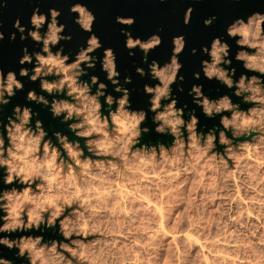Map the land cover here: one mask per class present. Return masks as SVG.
<instances>
[{
	"label": "clouds",
	"instance_id": "9594fccd",
	"mask_svg": "<svg viewBox=\"0 0 264 264\" xmlns=\"http://www.w3.org/2000/svg\"><path fill=\"white\" fill-rule=\"evenodd\" d=\"M6 3L0 0V9ZM70 12L78 14L74 22L84 32H93L96 17L85 5L75 3ZM192 12H185V25ZM49 14L50 20L36 8L27 35L19 19L13 25L21 41L30 37L42 45L32 53L24 47L19 64L34 67H21L19 76L39 80L52 99L29 90L27 100L48 109L74 138L61 131L49 135L39 112L28 106H15L7 123L0 119V233L8 234L0 236V245L18 249L16 257L27 264H264V14L237 18L226 28L237 46L234 59L245 70L238 78L231 45L222 37L202 48L210 57L201 61L204 77L237 98L210 99L203 85L191 87L188 95L203 115L219 117L212 127H201L194 109L185 119L186 104L177 107L172 86L185 80L179 75L184 36L173 37L169 62L152 60L148 72L136 68L158 81L143 87L149 109L136 110L118 79L114 51L106 48L101 63L120 97L96 75L81 79L96 66L92 53L102 48L99 37L90 35L72 59L60 44L72 40L63 35L61 12L52 8ZM116 23L131 26L135 20L118 16ZM121 34L129 56L139 48L145 63L162 44L158 34L147 40L124 29ZM23 89L15 72L5 75L0 68V113ZM149 111L154 128L146 126ZM152 131L171 142H145ZM50 230L58 238L46 239ZM14 233L20 235L12 238ZM0 264L13 261L0 256Z\"/></svg>",
	"mask_w": 264,
	"mask_h": 264
},
{
	"label": "water",
	"instance_id": "95a60500",
	"mask_svg": "<svg viewBox=\"0 0 264 264\" xmlns=\"http://www.w3.org/2000/svg\"><path fill=\"white\" fill-rule=\"evenodd\" d=\"M75 3L85 5L96 17L93 24L92 33L84 32L79 25L74 21L78 14L71 13L70 8ZM193 9L191 21L188 25L184 24V15L187 9ZM39 8L40 12L49 15V9L55 8L61 12L58 18L59 23L66 26L63 35H71L72 40L60 44L64 47L65 54H68L72 59L79 51L81 46L86 47V41L90 35L95 34L99 37L102 48L96 50L92 55L96 56L97 62L93 69H86L88 75L82 77L84 81L90 82V77L96 75L99 81L108 85L107 92L115 97H120L122 93L114 91L115 86L107 80V74L102 70L103 53L106 48H111L116 56L117 70L120 72L118 77L120 84L130 90L131 106L136 110H148L150 107V97L143 91L145 84L155 85L158 81L151 79L150 75L141 77L136 73L137 67H142L146 72L149 71V64L152 60L159 62L163 66L169 62L172 55L173 37L184 36L186 47L179 59L183 65L179 75L185 77L181 84L179 80L177 84L172 86L174 97L177 98V107L188 106L185 109V119H188L187 113L195 110V114L199 118L200 126L207 125L212 127L218 123L219 117L215 120L207 119L200 107L193 103V97L188 95L191 87L195 85H203L204 94L210 99H216L224 94H228L236 102L237 98L232 94L226 86L222 85L215 79L209 81L202 72L201 61L210 59L209 56L202 52L204 46L210 48L211 41L216 37H222L229 45H231L230 58L233 59V67L237 69L236 78L244 72L241 62L235 61L234 57L237 51L235 40L226 35L227 26L237 18L247 17L254 12L264 14V0H7L6 5L0 9V31L4 33V40L0 41V68L3 69L5 75L8 71H13L24 84L22 91H17L16 95L11 98L8 105L3 106V112L0 113V119L7 123V117L13 114L15 106H28L34 112H39V119L43 121L46 131L51 135L55 131H61L70 138H74L73 134L68 130L67 125L61 124L60 119H53L51 113L43 105H37L35 102L27 100V93L29 90H35L37 94L45 95L49 100L52 97L42 93L40 89L39 80L35 83L31 82L29 77H20L19 70L21 67L32 69L33 64L20 65L19 60L23 56V49L27 47L29 53L39 51L42 45L36 44L29 37L21 41L19 39H9L11 34L15 32L14 23L17 19L21 21V25L30 30V18L33 11ZM25 12V13H24ZM134 18L135 23L131 26H126L116 23V17ZM215 16L216 19L212 25L206 27L204 20ZM46 27V25H45ZM41 31H46V28ZM130 31L133 38H140L147 40L151 35L158 34L162 38V44L152 50L148 54V62L143 60L144 54L139 49H132L135 56H129V50L125 46L126 37L121 34V30ZM37 45V46H36ZM59 45L57 46V48ZM54 48L53 51H56ZM192 49H196V54H192ZM71 62V60H70ZM86 67V66H85ZM200 73V79L194 78V73ZM31 75V71H30ZM251 75V73H249ZM131 77V84H124V78ZM52 79V77H49ZM178 86L183 87L184 91L179 92ZM95 86L93 87V92ZM103 99V98H102ZM247 108L248 105H242ZM152 115L148 112V120L146 126L154 128L152 124ZM36 117L33 119V124ZM171 137L160 136L154 131L144 136V141L148 143H156L163 141L165 143L171 142ZM83 143V142H81ZM0 187H4L0 182ZM2 223V221H0ZM7 233H0V236H6ZM20 233L12 234V238H16ZM46 239L56 238L53 236L51 230L45 237ZM18 249L9 250L5 246L0 245V256L13 261V264H27L26 260L18 259L15 253Z\"/></svg>",
	"mask_w": 264,
	"mask_h": 264
},
{
	"label": "flooded vegetation",
	"instance_id": "af4514ba",
	"mask_svg": "<svg viewBox=\"0 0 264 264\" xmlns=\"http://www.w3.org/2000/svg\"><path fill=\"white\" fill-rule=\"evenodd\" d=\"M25 13V12H24ZM0 24H1V21H0ZM46 28V27H45ZM14 29H15V32L14 33H16V39H19L20 40V35H21V33H19V31L14 27ZM31 30V29H30ZM24 35H27L26 33H24ZM10 39V38H9ZM37 46V45H36Z\"/></svg>",
	"mask_w": 264,
	"mask_h": 264
},
{
	"label": "rangeland",
	"instance_id": "374dc122",
	"mask_svg": "<svg viewBox=\"0 0 264 264\" xmlns=\"http://www.w3.org/2000/svg\"><path fill=\"white\" fill-rule=\"evenodd\" d=\"M203 126H204V125H203ZM203 126H202V127H203ZM56 238H58V237H56ZM24 264H25V263H24Z\"/></svg>",
	"mask_w": 264,
	"mask_h": 264
}]
</instances>
